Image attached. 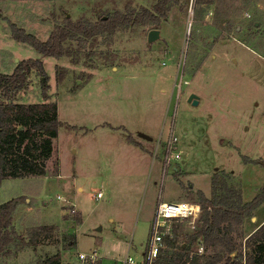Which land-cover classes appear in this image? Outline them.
<instances>
[{"label":"rangeland","instance_id":"obj_1","mask_svg":"<svg viewBox=\"0 0 264 264\" xmlns=\"http://www.w3.org/2000/svg\"><path fill=\"white\" fill-rule=\"evenodd\" d=\"M159 1L0 0V73L40 57L11 37L13 23L45 40L65 18L96 22L143 8L156 14ZM152 29L160 35L148 42ZM64 47L58 59L41 57L45 96L42 77L32 70L13 98L55 102L61 125L46 175L0 182V201L17 199L2 264H39L56 252L67 261L89 250L98 251L102 264H112L128 247L139 258L159 200H197L202 191L218 202L241 204L260 191L264 0H171L157 20L67 40ZM190 94L198 97L197 105L188 101ZM170 135L179 158L164 168ZM263 220L264 203L231 232L233 256L242 264L245 241L237 234H249ZM41 225L55 229L36 237L33 230ZM199 225L175 224L172 236L185 240ZM66 234L75 235L76 244L63 250ZM207 254H214L212 248Z\"/></svg>","mask_w":264,"mask_h":264},{"label":"trees","instance_id":"obj_2","mask_svg":"<svg viewBox=\"0 0 264 264\" xmlns=\"http://www.w3.org/2000/svg\"><path fill=\"white\" fill-rule=\"evenodd\" d=\"M170 1L157 2L154 7L156 14L143 8L136 13L116 12L110 16H100L96 22L72 21L65 18L62 24L53 27L45 40L26 32L14 23L10 25L11 37L17 42L33 47L40 57L22 59L11 73H0V182L5 178L46 175V163L54 152L58 128L61 125L56 103L13 101L16 93L26 87L32 70H36L42 77L41 87L45 96L48 85L43 80L46 74L41 57L51 56L56 59L62 57L66 53L64 43L67 40L75 38L86 40L100 33H113L123 26L157 20L159 16L165 15L166 5ZM127 140L140 145L131 135H128ZM57 170L56 162L54 172L56 175ZM197 195L198 199L192 201L201 205V216L196 223V225L200 224L199 228L180 242L174 236L169 244L178 247L179 251L164 252L160 264H183L187 257L184 251L194 246L200 237L205 252L210 247L214 254H203L201 256L203 260L200 262L196 257L193 264H217L222 261L225 254H228L225 264H242L233 256L236 252V244L231 232L234 226L241 225L243 218L248 217L253 210L264 203V185L250 201L241 204H228L225 199H219L218 202V198L217 200L215 197L208 198L202 191H198ZM16 205L17 199L14 198L0 203V264L8 243L7 235ZM74 220L80 223L81 216H77ZM53 229L55 227L52 225H41L34 229L33 233L38 237L41 235L39 233ZM172 234H176L175 226ZM237 236L245 241L244 264H264V221L249 234L240 233ZM62 238L63 250L75 246V235L66 234ZM39 264H61L60 252L43 259Z\"/></svg>","mask_w":264,"mask_h":264},{"label":"built area","instance_id":"obj_3","mask_svg":"<svg viewBox=\"0 0 264 264\" xmlns=\"http://www.w3.org/2000/svg\"><path fill=\"white\" fill-rule=\"evenodd\" d=\"M175 136H168L165 140V154L163 165L166 168L171 159L179 158V153L175 149ZM101 193L96 194L100 198ZM58 199L61 197L58 196ZM74 206V205H72ZM201 205L193 201H163L157 202L154 216L150 226V234L145 244L144 251L139 258L130 253L128 247L122 258L114 260L112 264H160L161 256L166 251H179L178 247L169 244L172 240V227L174 224L186 223L194 227L201 216ZM187 254L186 261L183 264H193L196 257L205 254V246L200 237L194 246L184 251ZM102 257L97 250L76 251L67 261H61V264H102Z\"/></svg>","mask_w":264,"mask_h":264},{"label":"water","instance_id":"obj_4","mask_svg":"<svg viewBox=\"0 0 264 264\" xmlns=\"http://www.w3.org/2000/svg\"><path fill=\"white\" fill-rule=\"evenodd\" d=\"M67 17H69V14H67ZM159 35H160V31L158 29H152L148 32L147 41L153 42L159 38ZM188 101H191L193 105H197L198 104V97L195 94H190L188 97ZM262 164L264 167V162ZM252 219L254 220L255 218L253 217Z\"/></svg>","mask_w":264,"mask_h":264},{"label":"crops","instance_id":"obj_5","mask_svg":"<svg viewBox=\"0 0 264 264\" xmlns=\"http://www.w3.org/2000/svg\"><path fill=\"white\" fill-rule=\"evenodd\" d=\"M149 139H152V138L149 137ZM138 144H139V143H138ZM58 162H59V163H58V164H59V167H58V175H59V173H61V172H60V159H59V157H58ZM75 169H76V168H75ZM74 175L76 176V174H72V176H74ZM40 177H41V176H34V177H16V178L37 179V178H40ZM80 189H81V188H80ZM21 197H25V200H26V201L29 200V199L27 198V196L21 195ZM7 200H8V199H6L5 201H7ZM5 201H0V203H3V202H5ZM72 205H74V204H72ZM16 206H17V205H16ZM74 207H75V206H74ZM263 221H264V220H263ZM263 221H262V222H263ZM262 222H261V223H262Z\"/></svg>","mask_w":264,"mask_h":264}]
</instances>
